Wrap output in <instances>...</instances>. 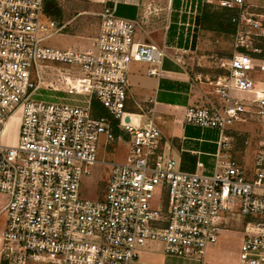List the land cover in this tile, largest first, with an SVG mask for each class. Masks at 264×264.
Wrapping results in <instances>:
<instances>
[{
	"label": "built area",
	"instance_id": "obj_1",
	"mask_svg": "<svg viewBox=\"0 0 264 264\" xmlns=\"http://www.w3.org/2000/svg\"><path fill=\"white\" fill-rule=\"evenodd\" d=\"M206 2L183 0L175 10L172 25L184 53L197 48ZM117 3L105 0L98 35L77 49L44 43L40 33L60 27L44 18L43 0H0L3 243L19 252L20 264H134L150 240L163 242L172 256L204 255L232 213L250 216L240 264H264V149L253 169L219 155L214 174L180 170L162 151L160 128L145 122L153 109L136 112L128 105L132 62L149 63L148 74L163 78L166 48L137 40L139 21L118 15ZM219 4L236 9L237 25L235 54L213 60L227 71L213 81L223 106H188L184 121L219 129L227 150L235 122L248 113L264 120V89L249 74L264 71V59L250 54L261 51L254 43L264 36V15L246 0ZM54 63L67 67L57 74L61 85L44 79ZM232 87L256 97L232 95ZM94 101L107 115H94ZM13 118L20 119L16 144L3 141ZM122 139L131 143L128 161L99 160L103 140L106 151ZM97 164L110 166L109 184L101 198H84L83 179Z\"/></svg>",
	"mask_w": 264,
	"mask_h": 264
},
{
	"label": "crops",
	"instance_id": "obj_2",
	"mask_svg": "<svg viewBox=\"0 0 264 264\" xmlns=\"http://www.w3.org/2000/svg\"><path fill=\"white\" fill-rule=\"evenodd\" d=\"M43 1L44 12L60 15L61 24L58 32L61 30L71 32V30L78 29L77 31L82 35L81 37L87 41L85 48L98 35L101 24L100 13L105 5V0ZM182 1L118 0L116 4L118 15L131 19L140 17V26L138 25V27L143 30V38L137 32L136 39L160 44L166 48L167 52L163 66L166 76L163 78L152 76L154 79L147 86L142 84L139 79L134 82V85L130 84L128 105L131 109V104H133L136 112L153 109L152 114L144 115L145 122L152 119L160 128L162 132V151L165 155L177 160L180 170L208 175L214 174L217 170L216 162L219 155L221 157L228 155L248 166V169H252L249 165H251L252 160L254 162L257 152L264 149V120L257 115L245 114V121H237L231 126L229 134L232 137V146L227 150H221L220 139L222 134L219 129L213 127L203 128L184 121V114L188 106L199 105L215 108L223 106V98L217 92L213 81L220 76L225 77L227 71L216 68L213 60L214 57L227 58L235 54L237 30L235 34L228 35L234 39V52L230 55L226 51L214 48L216 43H221L223 37L227 36L204 30L203 26L196 50L184 53L177 48V46L183 45V42L177 40L176 27L172 25V21L177 16L175 10L181 7ZM246 1L252 12L264 15V6ZM208 2L219 4V0H207L206 3ZM82 16L85 19L79 27L70 28V24ZM47 17L50 18L49 15ZM55 22L58 25L59 22ZM158 31H162L159 44L152 36L157 35ZM131 71L132 67L130 73ZM255 81L258 88L264 89V79ZM231 94L247 99V94L235 87L231 88ZM248 95H251V97L253 95L252 99L256 97V93ZM150 99H153V101L151 102ZM149 116L151 117L149 118ZM254 121L258 126H253ZM235 132L246 134V140L244 142L237 141L233 136ZM199 162H202L203 165L199 166ZM227 230L221 236L225 235Z\"/></svg>",
	"mask_w": 264,
	"mask_h": 264
},
{
	"label": "rangeland",
	"instance_id": "obj_3",
	"mask_svg": "<svg viewBox=\"0 0 264 264\" xmlns=\"http://www.w3.org/2000/svg\"><path fill=\"white\" fill-rule=\"evenodd\" d=\"M47 1V0H46ZM45 1V8H46ZM259 6H264V0H248ZM45 10V9H44ZM54 21H58V26L61 24L60 15L57 13H44V18H48V15ZM85 17H78L74 22L70 24V28H78ZM140 22V17L137 19ZM140 26V24H139ZM56 29L53 28L48 32H41L40 36H45L44 43L49 46H55L60 48H77L82 49L87 46V41L82 38L81 34L77 30H71V32H66V30H61L60 32H54ZM253 33L258 32V29L251 28ZM138 35L143 38L142 28H137ZM156 42L159 44V39L162 37V31H158L157 35H152ZM223 37L221 43H216L214 45L215 49H220L229 53L234 52V39L232 36ZM210 37V36H209ZM210 40L212 38H209ZM256 41H259L257 39ZM255 41V42H256ZM160 45V44H159ZM255 45V43H254ZM160 47H162L160 45ZM228 56V55H226ZM229 58V57H227ZM50 67L46 68L48 72L44 79L49 82L52 81L56 84L61 85V77L57 75L60 71H65L67 67L60 64H49ZM132 71L129 75L130 84L134 85L138 79L142 81L144 85H150L152 76L148 74V69L151 65L147 62H132ZM54 72L55 74H53ZM250 77L255 80L264 79V72L259 70L250 71ZM147 94V93H144ZM150 97V96H148ZM253 97V95H252ZM251 95H246L248 100L252 99ZM151 116H149L150 118ZM261 119V118H260ZM255 120V119H254ZM257 122V121H256ZM253 126H258L255 121L252 123ZM18 126V127H17ZM8 131H6L3 141L11 144H16L19 131H20V119L13 118L11 124L9 125ZM131 154V143L128 139L116 140L111 143L108 150L104 149V140L100 146L98 153V158L101 161L106 162H126ZM253 163V164H252ZM249 167L254 168V162L252 160ZM248 168V166H246ZM111 174V168L108 164H97L91 171V174L85 176L82 182L81 195L84 198H89L97 200L104 194L107 185L109 184V178ZM229 224L226 226L228 228L225 235L220 236L218 242L214 246H208L205 250L204 255L196 254L191 251L186 256H172L169 255L165 250V244L157 240H150L146 246L142 248L140 259L134 264H202V262L210 264H240V255L242 244L245 239L247 230L246 222L250 219V216L243 214L233 215L228 214ZM235 216L236 218L231 220ZM4 226V214L0 211V251L8 249V244L2 241V231Z\"/></svg>",
	"mask_w": 264,
	"mask_h": 264
},
{
	"label": "trees",
	"instance_id": "obj_4",
	"mask_svg": "<svg viewBox=\"0 0 264 264\" xmlns=\"http://www.w3.org/2000/svg\"><path fill=\"white\" fill-rule=\"evenodd\" d=\"M236 14V9L228 8L216 3H206L203 11L202 26L204 30L215 32L219 35H233L236 33V24L232 21ZM255 46L260 48V52H250V54L257 58L264 59V36L259 37V41L255 42ZM248 52V51H247ZM232 56V55H231ZM98 102L94 101V115H107L106 110L98 106ZM134 105L131 104V109L134 110ZM118 134V130L115 131ZM234 138L239 142H244L247 138L246 134L235 132ZM18 251L9 252L4 250L1 252L0 264H20L18 262ZM26 264H34L27 262Z\"/></svg>",
	"mask_w": 264,
	"mask_h": 264
}]
</instances>
